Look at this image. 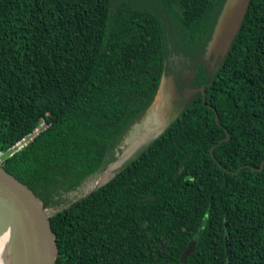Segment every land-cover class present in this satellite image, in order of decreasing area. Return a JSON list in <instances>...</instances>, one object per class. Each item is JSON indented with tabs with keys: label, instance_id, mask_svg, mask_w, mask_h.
Masks as SVG:
<instances>
[{
	"label": "trees",
	"instance_id": "obj_1",
	"mask_svg": "<svg viewBox=\"0 0 264 264\" xmlns=\"http://www.w3.org/2000/svg\"><path fill=\"white\" fill-rule=\"evenodd\" d=\"M227 1L0 0V151L52 121L3 162L63 264H264V0L210 53ZM164 83L183 97L142 132Z\"/></svg>",
	"mask_w": 264,
	"mask_h": 264
},
{
	"label": "water",
	"instance_id": "obj_2",
	"mask_svg": "<svg viewBox=\"0 0 264 264\" xmlns=\"http://www.w3.org/2000/svg\"><path fill=\"white\" fill-rule=\"evenodd\" d=\"M228 2L229 0L225 8ZM248 2L249 0H240L238 21L227 43L240 22ZM228 138L229 136L225 139ZM13 225L16 227V237L23 249L24 264H63L58 233L44 200L0 159V236ZM192 248L193 245L188 248L184 256Z\"/></svg>",
	"mask_w": 264,
	"mask_h": 264
},
{
	"label": "rangeland",
	"instance_id": "obj_3",
	"mask_svg": "<svg viewBox=\"0 0 264 264\" xmlns=\"http://www.w3.org/2000/svg\"><path fill=\"white\" fill-rule=\"evenodd\" d=\"M239 9H240V0H229L222 16L220 19L219 26L217 27V30L215 32L214 38L212 39L210 45H209V52H219L222 50L228 41V38L235 26V24L238 21L239 16ZM167 80V79H166ZM169 84L164 83L163 87L161 88V91L155 101V103L152 105V107L149 110V115L153 116L152 122L150 123V126L153 128L149 129L148 127L146 130L142 129V132L146 131H156L158 128L155 127V123H157L156 120L164 119L167 115V109L168 104L170 103L171 98L172 99H179L183 97L180 93H178V90H176L172 83ZM177 108H179V105H175V110L170 111L171 116H175L178 114ZM162 117V118H161ZM153 133V132H152ZM108 177V174L105 176ZM97 182V181H96ZM76 192V189H70L68 191L69 195ZM65 204V203H64ZM63 204V205H64ZM19 244V241L16 237L14 245Z\"/></svg>",
	"mask_w": 264,
	"mask_h": 264
},
{
	"label": "built area",
	"instance_id": "obj_4",
	"mask_svg": "<svg viewBox=\"0 0 264 264\" xmlns=\"http://www.w3.org/2000/svg\"><path fill=\"white\" fill-rule=\"evenodd\" d=\"M51 124L52 121L50 120V118L46 114L43 115L40 121L34 125L32 130L28 131L26 134L18 138L6 150L0 151V159L4 161V159L13 157L18 152L28 147L43 131L47 130L51 126Z\"/></svg>",
	"mask_w": 264,
	"mask_h": 264
}]
</instances>
